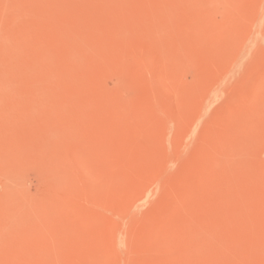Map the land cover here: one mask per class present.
<instances>
[{
  "label": "rangeland",
  "instance_id": "rangeland-1",
  "mask_svg": "<svg viewBox=\"0 0 264 264\" xmlns=\"http://www.w3.org/2000/svg\"><path fill=\"white\" fill-rule=\"evenodd\" d=\"M0 264H264V0H0Z\"/></svg>",
  "mask_w": 264,
  "mask_h": 264
},
{
  "label": "bare ground",
  "instance_id": "bare-ground-1",
  "mask_svg": "<svg viewBox=\"0 0 264 264\" xmlns=\"http://www.w3.org/2000/svg\"><path fill=\"white\" fill-rule=\"evenodd\" d=\"M230 71V70H229ZM228 76V75H227ZM145 241V240H144ZM154 263V262H153Z\"/></svg>",
  "mask_w": 264,
  "mask_h": 264
}]
</instances>
